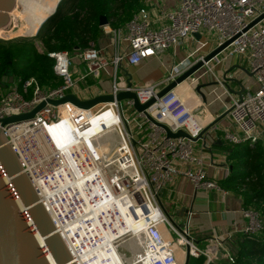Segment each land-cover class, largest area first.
Returning a JSON list of instances; mask_svg holds the SVG:
<instances>
[{"label":"built area","instance_id":"2783aa9c","mask_svg":"<svg viewBox=\"0 0 264 264\" xmlns=\"http://www.w3.org/2000/svg\"><path fill=\"white\" fill-rule=\"evenodd\" d=\"M175 1L173 8L160 10L155 16H151L146 8L139 7L123 27L113 28V45L117 47L124 41L125 48L111 58L106 59L91 45L83 48L80 59L86 66V73L96 77L100 69L111 64L114 71L110 93L115 95L118 91L129 89L135 93L138 102L143 103L196 58H200L202 54H198V49L204 47L207 41L197 40L196 48L182 60L173 62L166 76L155 83L129 88L117 83L115 68L121 61L129 65L137 64L200 31L213 34L215 46L232 38L204 66L209 68L210 63L218 62L222 53L245 58L248 71L253 76L254 88L231 101L227 115L236 131L224 130L223 138L232 144H254L264 133V15L246 26L264 12V0ZM155 24L156 27L153 26ZM195 52L198 54L196 57ZM47 55L52 59V73L60 82L53 87H43L35 78L28 77L16 81L12 79L11 83L0 86V119L25 113L40 101L45 102L32 119L2 125L0 132L43 209L47 215L48 209L54 214L50 221L56 233H59L57 221L67 224L71 247H94L103 240L104 233L98 221L85 210L87 203L84 195L92 201L94 209L103 204L101 201L111 204L106 205L105 212H98L102 220L112 215L114 205L124 201L123 213L130 218L141 240L140 261L137 264H181L177 261L176 250L183 255V259L185 254L189 258L202 256L203 264L215 260L218 251L221 259L232 262V253L225 245L226 241L235 233L248 236L258 232L263 226L258 213L250 208H241V215L245 218L243 226L215 236L211 240L212 246L198 248L189 233L188 224L183 223L177 229L157 203L159 192L169 186L177 175L186 178L195 189H214L225 193L216 180L207 177L203 155L193 150V141L185 137H166L162 129L133 109L130 99L100 103L89 109H80L68 102L57 106L47 103V99L62 97L74 85L69 70V53L59 50ZM174 89L156 98L145 111L171 132L181 129L194 137L201 127L194 121L186 101L177 96ZM105 109H110L112 125L106 127L100 122L95 133L83 139V133L92 126L91 116ZM63 121H69L70 134L58 138L50 130ZM109 128L116 136L115 147L106 149V153H97V143L95 146L92 143ZM222 175L223 178L228 175L227 165H224ZM160 226H164L169 235L173 233L175 238L164 236ZM70 246L67 244L65 248L73 264H76Z\"/></svg>","mask_w":264,"mask_h":264},{"label":"crops","instance_id":"0c3cea01","mask_svg":"<svg viewBox=\"0 0 264 264\" xmlns=\"http://www.w3.org/2000/svg\"><path fill=\"white\" fill-rule=\"evenodd\" d=\"M175 4V0L141 1V7L146 8L151 16H155L160 10L171 9ZM125 22L114 27L109 24L98 25V35L95 41L90 42L89 45L97 49L99 54L106 59L116 55L125 48V42L123 41L115 47L111 30L123 27ZM157 24L153 26L156 27ZM199 35V39L188 36L169 50L147 57L137 64L129 65L121 61L115 68L117 83L125 84L126 75L129 76L132 87L162 80L173 62L182 60L196 48L197 40L207 41L204 47L198 49L199 55L207 53L215 46L213 34L200 31ZM81 50L69 54V70L74 80V85L69 92L80 99L110 93L113 83V66L107 64L99 70L96 77L88 75L86 66L80 59ZM198 54L195 52L194 57ZM218 57V62L210 63L209 68L202 66L193 76L179 84L186 88L183 100L186 101L194 121L200 125L201 129L227 109L234 98H237L235 94L228 93L221 85L222 75L225 78L236 79L243 87L241 94L254 88L253 76L249 73L247 62L243 56L222 53ZM212 81H218V84L206 85ZM196 85H201L199 91L203 98L194 90ZM227 85L234 91L240 90L239 85L232 80L227 81ZM175 88L178 90L179 87ZM224 130L236 131L228 115L223 116L213 127L207 129L203 139H197L192 143L193 150L203 155V166L207 177L216 181L223 178L222 169L224 165L228 166L229 164L226 157L230 143L223 138ZM258 143L264 151V133ZM221 189L225 193L214 189H195L186 178L177 175L169 186L159 192L157 203L163 214H168L175 224L181 226L183 223H187L189 233L193 236L196 245L204 249L213 245L211 240L215 236H222L227 231H232L234 227L239 228L245 223V218L240 211L242 208L240 196L237 193ZM159 230L164 236H169L164 226H160ZM237 238L238 234L235 233L226 241L225 245L229 247L230 251L231 243Z\"/></svg>","mask_w":264,"mask_h":264},{"label":"trees","instance_id":"16d2710c","mask_svg":"<svg viewBox=\"0 0 264 264\" xmlns=\"http://www.w3.org/2000/svg\"><path fill=\"white\" fill-rule=\"evenodd\" d=\"M142 0H58L52 14L46 16L32 36L0 39V86L5 85L2 76L13 80L33 77L43 87L56 86L49 52L65 50L72 53L95 41L99 26L98 17L103 15L107 24L116 26L130 17ZM40 41L42 51L34 49L33 41ZM64 130L70 133V123ZM58 130L62 126H56ZM227 154L228 175L217 185L237 193L242 208L256 211L263 221L262 228L248 236L239 234L234 240L232 262L215 259L208 264H264V153L262 146L254 144H229ZM204 258L189 259L187 264H203Z\"/></svg>","mask_w":264,"mask_h":264},{"label":"water","instance_id":"95a60500","mask_svg":"<svg viewBox=\"0 0 264 264\" xmlns=\"http://www.w3.org/2000/svg\"><path fill=\"white\" fill-rule=\"evenodd\" d=\"M16 7V0H0V29H10L11 10ZM54 9L50 14H52ZM49 14V15H50ZM264 15V12L250 21L246 28L255 23ZM107 24V20L103 15L98 17V25L103 26ZM25 36V35H24ZM193 36L199 39L198 32ZM19 37V36H16ZM232 38L223 41L219 45L213 47L207 53L196 58L185 69L180 71L173 79L168 81L164 86L155 92V95L139 103L135 93L131 90H122L112 95L100 94L90 98L80 99L73 93H65L62 97L57 99H47L46 102L57 106L68 102L80 109H89L97 104L109 101H120L122 99H130L134 110L141 112L142 115L155 126L163 130L166 137L176 138L185 137L191 141L203 139L204 133L207 129L213 127L215 123L227 115L230 107L225 109L217 117L205 125L194 137L178 129L171 132L168 127L156 120H154L145 109L151 105L156 98L161 97L167 91L174 89L176 86L193 76L204 63L210 58L221 52ZM2 81L7 85L12 82V76L8 75L1 77ZM232 80L236 82L240 90L234 91L227 85V81ZM221 85L228 93L235 94L237 99L243 91V87L234 78L221 77ZM218 81L206 83V85H217ZM125 86L131 87L129 76L126 75ZM201 85L195 86V91L203 98L199 91ZM44 101H40L33 108L25 113L13 114L0 119V126L9 125L21 121L30 120L34 114L44 106ZM167 220L177 229L180 225L174 223L168 214H165ZM219 251L215 258L220 259ZM189 257L185 254L183 263L187 264ZM0 264H73L67 250L62 244L58 233H56L50 219L45 213L40 204L36 194L34 193L29 181L23 174L14 154L11 152L6 143L2 133L0 132Z\"/></svg>","mask_w":264,"mask_h":264},{"label":"rangeland","instance_id":"374dc122","mask_svg":"<svg viewBox=\"0 0 264 264\" xmlns=\"http://www.w3.org/2000/svg\"><path fill=\"white\" fill-rule=\"evenodd\" d=\"M36 2L34 3V1L32 2V0H30V1L29 0H21V2L18 0V2H16V7H15L16 11H15V14L13 15L12 19L14 21L20 20L19 21L20 26L17 30H21L23 27V19L20 17V15L17 12H22V10L24 11L23 13L26 15V22L29 26V29L31 30L35 25H37V27H38L40 22L52 12L53 8L56 6L58 1L55 3V5L52 9L49 7H48L49 9L47 7H46L47 9L45 8L48 11V14L45 17H41L40 10L42 8H44V6H47V1L46 0H37ZM36 23H38V24H36ZM17 30H15V31H17ZM36 30H37V28H36ZM36 30H35V32H36ZM20 36H24V35H20ZM25 36H32V34L31 35L25 34ZM12 38H14V37H8V38L1 37L0 39L9 40ZM33 46H34V49L36 51H38V52L42 51V46L40 44V41H38L37 39L33 41ZM176 87H179V88H178V90H176L177 88H175V92L177 93L178 96L183 98L184 94L186 93L185 86H183V85L179 86L178 85ZM94 110H96V108H94ZM100 111H102V109ZM96 113L98 114V116L92 117V119H91V125L92 126L84 133L87 137H89L91 134L95 133V131L99 127L97 125L100 122L104 123L106 125V127L112 125L113 118L110 116V109L108 111L105 109L104 112H96ZM53 129L56 132L59 131L56 128V126H54ZM114 138L115 137L113 135V130H112V128L111 129L109 128L108 130H105V132L102 135H100V137L96 138L94 143H92V144L95 146V144L97 143V147H98V151H99L97 153H101L100 151H103L106 153L110 147H115ZM107 143H109V144L107 145ZM106 149H107V151H106ZM46 193H50V192L46 191ZM98 212L99 211H96L95 214L88 213V215L91 216V218H94V216L98 215ZM102 231L104 233V238H103V240H101V242L97 243L94 247L77 248L75 246L79 252L81 259L84 261L85 264H135L136 263V259L138 258V255H136V253L132 252V255H130V257H126L124 255V250H127L128 252H130L127 248V245L125 243L116 242V240H114L115 237L117 236L116 231L111 232L110 230H107V229H103ZM169 236L173 239L175 238L174 234L171 232H170ZM128 241H131V239H128ZM198 248H200V246ZM176 251H178V250H176ZM231 252L233 254L235 252V245L233 242L231 243ZM189 259H193V258H189ZM177 261L179 262V260H177ZM179 263H181V264L183 263L182 258H180Z\"/></svg>","mask_w":264,"mask_h":264},{"label":"bare ground","instance_id":"6f19581e","mask_svg":"<svg viewBox=\"0 0 264 264\" xmlns=\"http://www.w3.org/2000/svg\"><path fill=\"white\" fill-rule=\"evenodd\" d=\"M19 1L21 2V0H19ZM33 1L35 3L37 0H32V2ZM46 1H47V6H44V8H42L40 10L41 17H45L48 14V11L46 9L48 7L52 9L54 7L55 3L58 0H46ZM16 2H18V0H16ZM15 11L16 10H15V7H14L11 10V23H12V27L10 29H0V38L1 37H3V38L15 37V36H18V35L20 36V35H25V34L26 35H31V34H33L35 32V30L37 28V25H35L31 30L29 29V26H28V24L26 22V15L23 13L24 12L23 10H22V12H17L20 15V17L23 19V27H22V29L21 30H17L19 28V26H20V23H19L20 20L19 21H14L12 19L13 15L15 14ZM36 24H38V23H36ZM15 30H17V31H15ZM180 98L183 99L182 97H180ZM94 116H98V114L95 112V114L93 116H91V117H94ZM66 123L69 124V121H63L62 124L59 125V126H62V129L61 130H59V131L56 132L53 129V127H54L53 126V127H51V130L50 131L53 133L54 136H57L58 138L59 137L60 138L61 137H65V136H67V135L70 134V133L68 134L66 132V130H64V126L63 125H65ZM82 136H83V139H86L87 138V136L84 133H83ZM114 137H115L114 138V144H115V142H116V136L114 135ZM108 144L109 143H107V145ZM33 178H34V180L36 179L35 177H33ZM84 199H85V201L87 203V206L84 207L85 210H87V213H93L94 211L95 212L96 211L105 212L107 210V206L106 205H109V206L111 205L107 201H101L103 204L100 205L99 207H96L94 209V204L92 203V201L88 200V196L87 195H84ZM45 204H46V206L48 208H50L48 202H46ZM124 205H125L124 201H120V203H118V204H116V205L113 206L114 208L112 207L113 210H114V212H112V215L110 217L107 215V218H106L108 220V217H109L111 219V222H109V220L106 221L105 218H104V220H101L100 219V216L98 217V215L97 216H94L93 219H96L98 221V224H99V227H100L101 230L107 229V230H110L111 232L116 231L117 236L115 237L114 240H116V242L125 243L127 245V248H128V250L130 252H128L127 250H124V255L126 257H130V255H132V252L136 253V255L139 254V251L141 249V245H140L141 240H140L139 236L135 233V227L131 224L130 218L123 213V211H124ZM48 212H49V215L50 216L47 215L46 212L45 213L48 216V218L51 220L50 217L51 216L54 217V214L51 211H49V209H48ZM56 226H58L57 227V229L59 231L58 235H59V238H60L62 244H64V246H66L67 244H68V246H70V240L71 239H70V236L67 237L68 236V225L67 224L59 223L57 221V225ZM128 239H131V241H128ZM70 248L72 250V253L74 254L73 255V258L75 257L76 264H85L84 261L81 259L80 255H79V252L76 249V247L75 246H72V247L70 246ZM176 258L180 262V258L183 259V255L179 251H176ZM139 261H140V258L138 256V258L136 259V263L135 264H137Z\"/></svg>","mask_w":264,"mask_h":264}]
</instances>
